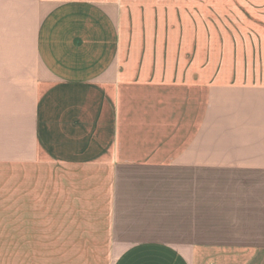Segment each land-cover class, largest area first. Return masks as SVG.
Here are the masks:
<instances>
[{"label":"crops","instance_id":"0c3cea01","mask_svg":"<svg viewBox=\"0 0 264 264\" xmlns=\"http://www.w3.org/2000/svg\"><path fill=\"white\" fill-rule=\"evenodd\" d=\"M128 3L0 0L7 264H264V0Z\"/></svg>","mask_w":264,"mask_h":264},{"label":"rangeland","instance_id":"374dc122","mask_svg":"<svg viewBox=\"0 0 264 264\" xmlns=\"http://www.w3.org/2000/svg\"><path fill=\"white\" fill-rule=\"evenodd\" d=\"M128 2V6L155 11L157 13V15L155 16L157 17L158 14H160V16H163L162 13L166 12L167 10H169L170 12L172 8H174L175 10L176 17H182L183 0H128ZM17 191H21V189L18 188ZM14 206L17 208V203H15ZM11 214L12 212H9L8 210L6 181L0 179V222L12 218ZM21 214L15 212V219H21ZM1 230L2 228H0V231ZM6 246V243H0V264H7ZM55 254L56 251H54V244H47V258H44L42 260H35V262L31 264H86L87 262V260H81L80 258H75L73 262L69 259L58 260L54 257ZM18 257L19 254L16 253V258L18 259Z\"/></svg>","mask_w":264,"mask_h":264}]
</instances>
